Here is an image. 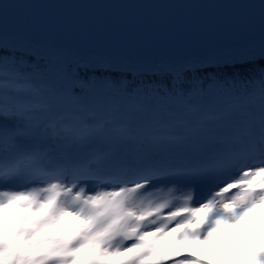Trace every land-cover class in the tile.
I'll return each mask as SVG.
<instances>
[{
	"label": "snow or ice",
	"instance_id": "6c2138e0",
	"mask_svg": "<svg viewBox=\"0 0 264 264\" xmlns=\"http://www.w3.org/2000/svg\"><path fill=\"white\" fill-rule=\"evenodd\" d=\"M261 219L264 0H0V264H208Z\"/></svg>",
	"mask_w": 264,
	"mask_h": 264
},
{
	"label": "rangeland",
	"instance_id": "374dc122",
	"mask_svg": "<svg viewBox=\"0 0 264 264\" xmlns=\"http://www.w3.org/2000/svg\"><path fill=\"white\" fill-rule=\"evenodd\" d=\"M251 236H264V219L256 220L251 225L232 228L222 243H213L208 249H197L194 254L208 264H219L220 256L228 251H244L247 247L242 240Z\"/></svg>",
	"mask_w": 264,
	"mask_h": 264
},
{
	"label": "trees",
	"instance_id": "16d2710c",
	"mask_svg": "<svg viewBox=\"0 0 264 264\" xmlns=\"http://www.w3.org/2000/svg\"><path fill=\"white\" fill-rule=\"evenodd\" d=\"M264 237V236H263Z\"/></svg>",
	"mask_w": 264,
	"mask_h": 264
}]
</instances>
